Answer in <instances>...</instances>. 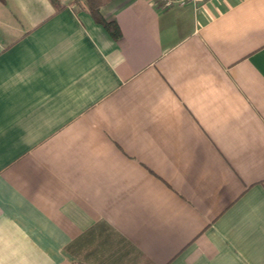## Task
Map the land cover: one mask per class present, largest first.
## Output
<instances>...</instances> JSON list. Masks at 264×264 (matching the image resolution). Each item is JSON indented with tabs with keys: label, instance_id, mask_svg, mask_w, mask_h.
I'll return each instance as SVG.
<instances>
[{
	"label": "crops",
	"instance_id": "0c3cea01",
	"mask_svg": "<svg viewBox=\"0 0 264 264\" xmlns=\"http://www.w3.org/2000/svg\"><path fill=\"white\" fill-rule=\"evenodd\" d=\"M0 2V264H264V0Z\"/></svg>",
	"mask_w": 264,
	"mask_h": 264
},
{
	"label": "trees",
	"instance_id": "16d2710c",
	"mask_svg": "<svg viewBox=\"0 0 264 264\" xmlns=\"http://www.w3.org/2000/svg\"><path fill=\"white\" fill-rule=\"evenodd\" d=\"M108 1L109 0H73L72 3L76 7L85 8L96 23L101 24L113 38H117L120 35L117 23L115 20H106L99 10V8ZM0 2H3V0H0ZM50 2L56 7V10L63 7L59 4V0H50Z\"/></svg>",
	"mask_w": 264,
	"mask_h": 264
},
{
	"label": "built area",
	"instance_id": "2783aa9c",
	"mask_svg": "<svg viewBox=\"0 0 264 264\" xmlns=\"http://www.w3.org/2000/svg\"><path fill=\"white\" fill-rule=\"evenodd\" d=\"M157 2H160L161 3V6L163 8H166V7H169L171 5H183V4H186V3H196L198 0H156Z\"/></svg>",
	"mask_w": 264,
	"mask_h": 264
}]
</instances>
